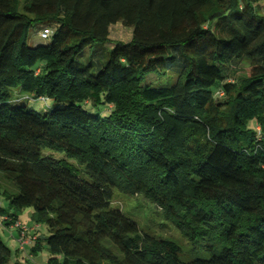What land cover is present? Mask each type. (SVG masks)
<instances>
[{
    "label": "trees",
    "instance_id": "1",
    "mask_svg": "<svg viewBox=\"0 0 264 264\" xmlns=\"http://www.w3.org/2000/svg\"><path fill=\"white\" fill-rule=\"evenodd\" d=\"M262 4L0 0V172L18 188L6 196L14 213L0 206V223L12 229L16 212L32 208L28 258L43 240L46 264H264ZM118 23L131 39L107 49ZM37 27L48 42L29 46ZM96 48L103 61L80 62ZM242 58L255 63L230 82L233 67L219 66ZM168 72V86L146 82ZM21 94L52 106L13 105ZM116 192L143 195L206 256L183 262L174 240L141 234L111 208ZM12 255L0 239V264ZM27 256L14 264H30Z\"/></svg>",
    "mask_w": 264,
    "mask_h": 264
},
{
    "label": "rangeland",
    "instance_id": "2",
    "mask_svg": "<svg viewBox=\"0 0 264 264\" xmlns=\"http://www.w3.org/2000/svg\"><path fill=\"white\" fill-rule=\"evenodd\" d=\"M261 11L264 13V4L261 5ZM41 28H32L29 31L28 35V45L36 46L38 44H46L48 41L41 40L38 37V33L41 36ZM39 31V32H38ZM132 31L130 28L123 26L118 23L110 28L109 39L111 42L107 43L105 47L108 49L111 47L112 42H129L131 39ZM103 51L101 49H86L84 50L83 56L79 59L81 63L87 64L93 58L99 59L100 61L104 60ZM252 60L248 58H242L236 64L232 65L227 63L219 66L220 69L227 73L229 67H233L234 71L230 74V82H236L241 77H245L249 74L250 68L252 65ZM255 63V62H253ZM94 72H97V67L94 64ZM175 80V74L173 72H168L165 76L159 78L155 75H151L146 79V82L152 86H168L172 84ZM20 99H17V96H13L11 102L13 105H24L36 112H46L51 108L52 102L50 100L40 101L36 100L30 96L21 94ZM84 110L91 114H100L106 116L108 111L103 106L98 107H89L84 106ZM52 156L56 159L65 158L63 154L51 153ZM79 177L88 181L87 176L79 172ZM0 206L4 209L6 214H13L14 211L9 208L7 202V195H15L18 193V188L12 180H10L4 173L0 172ZM5 193V194H4ZM111 208L120 210L127 218L134 221L141 234L150 235L156 238H167L174 240L181 248L180 259L183 262L190 261L195 257H204L205 253L201 251L193 252L189 248L187 241L173 228L169 227L168 224L163 223L159 210L156 205L150 203L144 199L143 195L129 197L123 194L116 192L114 194L113 201L111 203ZM17 218L21 224L26 227L33 228L36 224L33 220V210L32 208H24L21 211L16 212ZM38 235L42 238L47 237L49 234L44 225H39ZM32 238L31 234L29 235ZM18 231L14 228L9 229L0 223V239L3 241L7 247L12 251L13 255L10 259L9 264H14L16 260L23 261V259L29 253V248H26V254L24 252H18L17 255L14 253L19 249L18 243ZM42 249L37 252L34 258H28L30 264H46L49 257L47 248L44 244V241L41 240ZM30 254V253H29Z\"/></svg>",
    "mask_w": 264,
    "mask_h": 264
},
{
    "label": "built area",
    "instance_id": "3",
    "mask_svg": "<svg viewBox=\"0 0 264 264\" xmlns=\"http://www.w3.org/2000/svg\"><path fill=\"white\" fill-rule=\"evenodd\" d=\"M49 31L44 30L41 33V37L45 38L48 35ZM14 229H19V238H18V243H19V250L25 251V249L31 244L32 241L36 239L35 236H32V238L29 237V235L34 231L33 228H29L21 224L20 222H17L13 225Z\"/></svg>",
    "mask_w": 264,
    "mask_h": 264
},
{
    "label": "crops",
    "instance_id": "4",
    "mask_svg": "<svg viewBox=\"0 0 264 264\" xmlns=\"http://www.w3.org/2000/svg\"><path fill=\"white\" fill-rule=\"evenodd\" d=\"M1 220H3V218H0V222H1ZM29 254V253H28ZM29 258H34V256L32 257V256H30Z\"/></svg>",
    "mask_w": 264,
    "mask_h": 264
}]
</instances>
